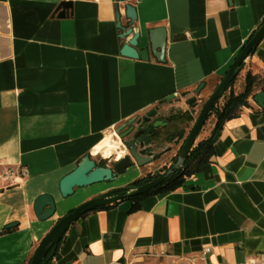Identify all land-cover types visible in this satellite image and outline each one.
I'll return each instance as SVG.
<instances>
[{
	"label": "crops",
	"instance_id": "obj_1",
	"mask_svg": "<svg viewBox=\"0 0 264 264\" xmlns=\"http://www.w3.org/2000/svg\"><path fill=\"white\" fill-rule=\"evenodd\" d=\"M62 1L0 0V264H26L70 209L142 176L137 168L67 197L59 191L65 174L86 156L96 159L91 148L107 131L172 101L170 94H186L182 105L202 84L188 123L195 120L264 22V0H71L60 17ZM117 10L133 31L165 28L162 60L121 54L130 36L117 26ZM145 46L139 39L137 50ZM247 72L257 77L256 92L263 90L264 38L234 92ZM44 193L55 212L39 220L33 204ZM130 207L122 200L78 218L51 264H163L170 253L203 246L210 264H264V107L249 98L224 122L209 161L181 186Z\"/></svg>",
	"mask_w": 264,
	"mask_h": 264
},
{
	"label": "water",
	"instance_id": "obj_2",
	"mask_svg": "<svg viewBox=\"0 0 264 264\" xmlns=\"http://www.w3.org/2000/svg\"><path fill=\"white\" fill-rule=\"evenodd\" d=\"M71 7V0L62 1L58 6V15L60 17L64 16L66 14V11ZM125 15L132 22L136 19L135 8L133 5H126ZM116 18L117 26L122 30V35L124 37L130 36L127 42L123 45L121 54L132 58L141 57L143 59H147L149 52H151L157 59H163L166 48L165 28H152L147 30L146 33L142 34L140 31H133L132 27L126 28V26H122L118 10L116 12ZM142 38L145 39L146 46L139 51L137 50L136 46L138 40ZM263 38L264 22L252 34L247 43H245V45L235 57L234 61L227 69L220 83L202 104L191 128L189 129L185 137L183 147L175 163H173L165 172L160 174V176H158L155 180L149 181L139 186H123L111 189L102 194L94 196L73 208L72 211L60 217L50 228V230L41 238L28 264H40L42 261L43 264H46L50 259H52L56 250V244L63 238L70 224H72L85 213L97 207L116 203L122 201L125 198L147 192L151 188L161 183L169 174L174 171V169L182 166L189 154L192 145L197 140L201 128L203 127L211 108L214 106L216 99L221 96L226 87L235 79V77L238 76L241 71L242 62L245 61L251 51L255 50V48ZM202 87L203 86L201 84L197 88V92H200ZM174 97V94H170L168 96V99H173ZM252 99L259 107L263 108L264 89L261 91H257L253 95ZM188 103L191 104L192 100H190ZM151 114H153L152 111L148 113V115ZM119 130L120 127L115 130V133L120 138H123L128 133L126 132L120 134ZM140 137V133L136 134V141H140ZM148 140L149 136H146L143 142L146 144ZM127 147H130L129 154L122 156L121 158L116 160L112 166H98L96 159L86 156V158L81 163H79L72 171L65 174L60 179L59 191L61 196L67 197L69 195H72L75 191V188L78 187H84L98 182L114 180L116 176L125 173L129 167L136 165L139 168L148 164L152 160L150 156H142L137 151V144L135 143V140L130 141ZM156 157L157 156H154V158ZM113 193L116 194L112 195ZM33 209L36 217L39 220H45L51 217L55 212V201L53 196L48 193L40 194L34 201ZM51 248L53 249L51 254L46 257Z\"/></svg>",
	"mask_w": 264,
	"mask_h": 264
},
{
	"label": "trees",
	"instance_id": "obj_3",
	"mask_svg": "<svg viewBox=\"0 0 264 264\" xmlns=\"http://www.w3.org/2000/svg\"><path fill=\"white\" fill-rule=\"evenodd\" d=\"M249 38L247 39V41L249 40ZM247 41L245 43H247ZM245 43H244V45H245ZM253 51H251L250 54ZM243 64H244V61L241 64V69L243 67ZM236 78L237 77H235V79L226 87V89L223 91L221 96H219L216 99L214 106L211 108V110H210V112L206 118L205 124L211 116H213V118H214L209 134L194 142V144L192 145V147L189 151V154H188L184 164L181 166V168L174 170L161 183H159L155 187L151 188L147 192L137 194V195L123 199V201L124 200L131 201L130 211L137 209L140 205V202L144 198H146L150 195H154L157 193H162V192H166L169 190H173V189L181 186L186 177L195 173L200 168V166L202 164L209 161L211 155L214 152V143H215L216 139L218 138V136L221 132V129L223 127L224 122L230 118L237 116L239 114L240 108L243 105H249V98H253V95L256 93V85L258 82L256 75H253L250 72H247L245 74V77H244L243 88L239 92H234L231 88L232 85L234 84ZM261 81L264 82V76L262 77ZM163 101H169V100H163ZM186 118L189 121L193 118V116L191 114H188ZM203 127H204V125H203ZM203 127L201 128V131H202ZM185 133H186V131L183 130L184 138L186 137ZM98 166H102V165L100 164ZM149 181H150V176H140V177L132 180L131 182H129L127 184V186L128 187L139 186V185H143ZM117 203L118 202L111 203L108 205L97 207L95 209H105V208H108L111 206H115ZM72 210L73 209H70L68 212H70ZM87 213H85V214H87ZM84 215H82V216H84ZM61 240L56 244V250H55L54 256L57 253L59 243L61 242ZM52 250L53 249L51 248V250L49 251V253L47 254L46 257H48L51 254ZM52 259H50L46 264H51ZM28 262L26 264H28ZM40 264H43V261Z\"/></svg>",
	"mask_w": 264,
	"mask_h": 264
},
{
	"label": "flooded vegetation",
	"instance_id": "obj_4",
	"mask_svg": "<svg viewBox=\"0 0 264 264\" xmlns=\"http://www.w3.org/2000/svg\"><path fill=\"white\" fill-rule=\"evenodd\" d=\"M193 95V97H191L190 99L188 98L187 100V102L192 100L191 104L188 103L189 106L195 104L199 93L195 91ZM165 102L168 103L171 101H163L161 103L164 104ZM160 104L150 108L141 116V118L138 117L139 119L136 118L132 122L124 124L120 127L119 130L120 134L128 132L123 138H120L126 143V145L122 144V146H124L127 150V153H125L124 156L128 155L130 151V147H127L128 143L132 140H135V143L137 144V151L142 156H150L152 158V160L148 164L154 163L157 168L159 167L158 169H155L154 172L144 175L150 176V181L155 180L158 176H160V174L165 172L173 163L176 162L185 140L182 130L183 127L180 128L178 125L180 124L181 119L184 118L186 110H174L173 108L160 110ZM151 111L153 112V114L148 115V113ZM166 129H170V131L165 134L163 140L169 142L170 145L165 146V148H162L157 152H154L152 150V147L156 145L155 138L161 135L162 130ZM138 133H140L141 136L140 141H136V134ZM146 136H149V140L145 144L143 141ZM173 146H176V148H174ZM154 156L157 157L154 158ZM118 159H115V161ZM96 162L97 165H100L101 160L96 159ZM179 168H181V166L174 170H177ZM116 193H113L112 195Z\"/></svg>",
	"mask_w": 264,
	"mask_h": 264
},
{
	"label": "rangeland",
	"instance_id": "obj_5",
	"mask_svg": "<svg viewBox=\"0 0 264 264\" xmlns=\"http://www.w3.org/2000/svg\"><path fill=\"white\" fill-rule=\"evenodd\" d=\"M237 83H238V82H237ZM187 93H190V92H187ZM184 95H186V94L179 93L177 96L174 97V99H172L171 102H168V103L165 102L164 104L161 103V104H160V105H161V106H160V110L167 109V108H173L174 110H176V109H181V110H183L184 108H186V109H185L186 112H185V114H184V118L181 119V122H180V124H179L178 126H179L180 128L183 127L182 130H185V131H186L185 134L187 135V133H188L189 129L191 128V126H192L194 120H193L191 123H188L190 120L188 121L186 117H187V115H188L190 112H193V111H194V108H193V107H194V105L197 104V102H195V104H194L193 106H189L187 101H185L182 105L179 104V102L181 101V98L184 97ZM193 96H194L193 94L190 95L189 99H190L191 97H193ZM205 97H206V96H205ZM206 99H207V97H206ZM206 99H205V100H206ZM200 108H201V107H200ZM200 108H199V110H200ZM199 110H198V112H199ZM198 112H197V114H198ZM197 114H195L194 119L196 118ZM139 118H141V116H140ZM139 118H138V119H139ZM213 120H214V118H213V116H211V117L207 120L206 124L204 123V127H203L202 131H200L197 140H199V139L205 137V134L209 131V128L212 126ZM168 131H170V129L162 130V131H161V135H159V136H157V137L155 138V139H156V143H155L156 145H154V146L152 147V150H153L154 152H157L158 150H160V149H162V148H165V146L170 145L169 142H166V141L163 140V137L165 136V134H166ZM162 133H163V134H162ZM104 136H106V134H104ZM104 136H103V137H104ZM117 136H118V135H117ZM103 137H102V138H103ZM117 139L121 142V147H122V149L124 150V154L127 153L126 148H125L124 146H122V144L126 145V143L124 142V140L120 139L119 136L117 137ZM173 147L176 148V146H173ZM124 154H123L122 156H124ZM95 157H96V159H100V160H101V163H100V164H101L103 167H106V166H112V165L114 164V162H115V159H114V158L106 159V158H104V157L102 156L101 153H100L99 155L95 156ZM139 168L142 170V176H144V175H147V174H149V173H151V172H154L155 169H158L159 167L157 168V166H156L154 163H150V164H146V165H144V166H142V167H139ZM160 168H161V167H160ZM104 182H105V181H104ZM110 182H111V181H110ZM126 185H127V184H126ZM76 206H77V205H76ZM76 206H75V207H76Z\"/></svg>",
	"mask_w": 264,
	"mask_h": 264
},
{
	"label": "bare ground",
	"instance_id": "obj_6",
	"mask_svg": "<svg viewBox=\"0 0 264 264\" xmlns=\"http://www.w3.org/2000/svg\"><path fill=\"white\" fill-rule=\"evenodd\" d=\"M117 137L118 136L116 135L115 131H107L106 136L101 138V140L91 148L92 154L97 156L101 153L102 156L106 159L121 158L124 154V150L122 149L121 142L117 139ZM137 168L138 167L136 165H133L127 170L132 172V174L134 175L139 173Z\"/></svg>",
	"mask_w": 264,
	"mask_h": 264
},
{
	"label": "built area",
	"instance_id": "obj_7",
	"mask_svg": "<svg viewBox=\"0 0 264 264\" xmlns=\"http://www.w3.org/2000/svg\"><path fill=\"white\" fill-rule=\"evenodd\" d=\"M211 249L209 246H203L193 252H173L167 255L168 261L163 264H210L208 255ZM264 256H262V260Z\"/></svg>",
	"mask_w": 264,
	"mask_h": 264
}]
</instances>
